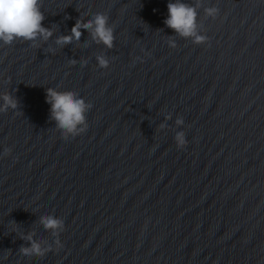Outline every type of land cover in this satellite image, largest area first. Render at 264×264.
I'll list each match as a JSON object with an SVG mask.
<instances>
[{"label":"water","instance_id":"95a60500","mask_svg":"<svg viewBox=\"0 0 264 264\" xmlns=\"http://www.w3.org/2000/svg\"><path fill=\"white\" fill-rule=\"evenodd\" d=\"M0 264H264V0H0Z\"/></svg>","mask_w":264,"mask_h":264}]
</instances>
